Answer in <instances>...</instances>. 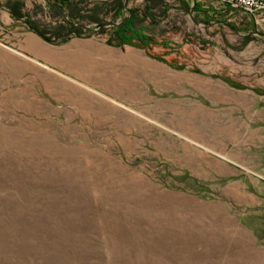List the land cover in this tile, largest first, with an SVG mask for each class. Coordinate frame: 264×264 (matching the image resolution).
Listing matches in <instances>:
<instances>
[{
	"label": "rangeland",
	"instance_id": "obj_1",
	"mask_svg": "<svg viewBox=\"0 0 264 264\" xmlns=\"http://www.w3.org/2000/svg\"><path fill=\"white\" fill-rule=\"evenodd\" d=\"M9 1L0 0V264H264L255 19L223 12L237 33L165 0L151 31L174 49L151 52L168 63L93 34L117 60L100 63L111 81L124 78L117 89L4 45L38 35ZM16 1L42 27L61 19L45 0ZM39 37L60 48L78 36Z\"/></svg>",
	"mask_w": 264,
	"mask_h": 264
},
{
	"label": "trees",
	"instance_id": "obj_2",
	"mask_svg": "<svg viewBox=\"0 0 264 264\" xmlns=\"http://www.w3.org/2000/svg\"><path fill=\"white\" fill-rule=\"evenodd\" d=\"M183 6L191 8L190 0H180ZM84 0H47L45 7L50 12H57L61 19L50 22L45 27L27 16L24 4L21 1L10 0L7 9L17 19H25V23L44 40L62 44L74 36H86L90 30L102 22L122 21L116 27H103L94 36L103 38L107 35L105 43L111 46L124 47L136 46L148 52V54L165 63L167 60L159 54L152 53L153 46L160 45L164 48L174 49L167 39L157 40L151 26L156 23L157 10L161 8L166 16L168 5L165 0L158 3L157 0H144V6L126 7V0H105L94 4L92 7H80ZM195 12L200 15L203 22L226 20L224 13L230 9H224V13H215L202 8L198 0L195 3ZM85 10V11H84ZM237 12V11H234ZM206 20V21H204ZM83 25L88 26L85 28ZM172 65V64H170ZM174 66V65H172Z\"/></svg>",
	"mask_w": 264,
	"mask_h": 264
},
{
	"label": "crops",
	"instance_id": "obj_3",
	"mask_svg": "<svg viewBox=\"0 0 264 264\" xmlns=\"http://www.w3.org/2000/svg\"><path fill=\"white\" fill-rule=\"evenodd\" d=\"M4 45L17 51L35 55L45 62L75 72L76 75L81 74L86 77L94 69L82 68L80 63L83 65L88 61L90 63H104L106 66H110L112 61H117L112 59L108 46L103 45L92 37H74L69 41V45L52 48L46 45L38 35L26 32L18 42H12L11 44L6 42ZM138 58L142 59L141 56H138Z\"/></svg>",
	"mask_w": 264,
	"mask_h": 264
},
{
	"label": "built area",
	"instance_id": "obj_4",
	"mask_svg": "<svg viewBox=\"0 0 264 264\" xmlns=\"http://www.w3.org/2000/svg\"><path fill=\"white\" fill-rule=\"evenodd\" d=\"M202 8L208 10L207 3L216 4L219 10L223 12L224 9L230 11H242L255 19L256 25L264 26V0H198ZM208 6V5H207ZM215 6V5H214ZM209 11V10H208Z\"/></svg>",
	"mask_w": 264,
	"mask_h": 264
},
{
	"label": "water",
	"instance_id": "obj_5",
	"mask_svg": "<svg viewBox=\"0 0 264 264\" xmlns=\"http://www.w3.org/2000/svg\"><path fill=\"white\" fill-rule=\"evenodd\" d=\"M46 1V0H45ZM128 2L129 0H126V7L128 8ZM193 2V7L191 8L190 10V13L193 15L194 12H195V3H196V0H192ZM194 21L197 22V23H201V21L197 20L194 18ZM122 21H117V22H102L100 24L97 25V27L93 28L90 30V33L87 35L88 37H91L94 33H96L99 29L103 28V27H116L118 26ZM217 24H220V25H224L228 28H230L231 30L237 32V33H240V31L238 30L237 27H235L234 25L230 24L229 22L225 21V20H215V21H211V22H207L206 25L207 26H213V25H217ZM85 28H88V26L86 25H83ZM254 31L252 33L254 34H259V35H264V32H261L257 29L255 23H254Z\"/></svg>",
	"mask_w": 264,
	"mask_h": 264
},
{
	"label": "bare ground",
	"instance_id": "obj_6",
	"mask_svg": "<svg viewBox=\"0 0 264 264\" xmlns=\"http://www.w3.org/2000/svg\"><path fill=\"white\" fill-rule=\"evenodd\" d=\"M85 64V63H84ZM89 65V66H88ZM95 65V66H94ZM100 63H90V62H87L85 67L82 66V68H85V69H94V70H91L90 74L88 77H95V78H102V82L104 84V87H111V88H117L118 87H122L125 85V81L123 79H120L119 77H116L114 78V80H110L107 75H102V73L100 72ZM105 65V64H104ZM103 65V66H104ZM91 66V67H90ZM106 66V65H105ZM104 66V67H105ZM109 66H106V69L108 68ZM98 72V73H97ZM104 73L106 74V71H104ZM201 116V115H200ZM195 118H197V114H195Z\"/></svg>",
	"mask_w": 264,
	"mask_h": 264
},
{
	"label": "flooded vegetation",
	"instance_id": "obj_7",
	"mask_svg": "<svg viewBox=\"0 0 264 264\" xmlns=\"http://www.w3.org/2000/svg\"><path fill=\"white\" fill-rule=\"evenodd\" d=\"M47 1V0H46ZM251 35V34H250Z\"/></svg>",
	"mask_w": 264,
	"mask_h": 264
}]
</instances>
